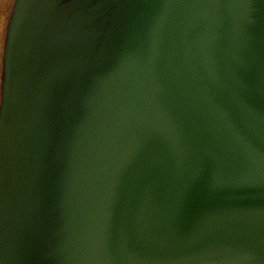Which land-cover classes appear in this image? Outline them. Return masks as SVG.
<instances>
[{"label": "water", "instance_id": "water-1", "mask_svg": "<svg viewBox=\"0 0 264 264\" xmlns=\"http://www.w3.org/2000/svg\"><path fill=\"white\" fill-rule=\"evenodd\" d=\"M0 264H264V0H16Z\"/></svg>", "mask_w": 264, "mask_h": 264}, {"label": "flooded vegetation", "instance_id": "flooded-vegetation-1", "mask_svg": "<svg viewBox=\"0 0 264 264\" xmlns=\"http://www.w3.org/2000/svg\"><path fill=\"white\" fill-rule=\"evenodd\" d=\"M15 0H0V25H2L1 30V48L2 53L4 55V49H5V41L7 37V30H8V24L11 16L12 9L14 7ZM5 24V28L3 31V26ZM3 69V64H2ZM2 73V70H1ZM2 75V74H1ZM2 77V76H1ZM1 81V79H0ZM0 95H1V83H0Z\"/></svg>", "mask_w": 264, "mask_h": 264}, {"label": "rangeland", "instance_id": "rangeland-1", "mask_svg": "<svg viewBox=\"0 0 264 264\" xmlns=\"http://www.w3.org/2000/svg\"><path fill=\"white\" fill-rule=\"evenodd\" d=\"M0 28H2V25H0ZM4 28H5V24H4V26H3V31H4ZM1 30H2V29H0V79H1V76H2V75H1V74H2V73H1V70H2V64H3V53H2V48H1V44H2V43H1V38H2V37H1V36H2V35H1ZM0 83H1V81H0Z\"/></svg>", "mask_w": 264, "mask_h": 264}]
</instances>
